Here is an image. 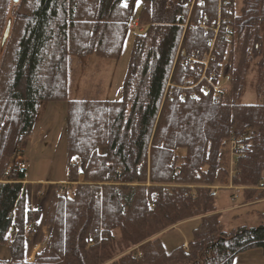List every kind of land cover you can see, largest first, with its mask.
I'll return each instance as SVG.
<instances>
[{
	"label": "trees",
	"instance_id": "trees-1",
	"mask_svg": "<svg viewBox=\"0 0 264 264\" xmlns=\"http://www.w3.org/2000/svg\"><path fill=\"white\" fill-rule=\"evenodd\" d=\"M136 1L0 0V40L12 19L0 60V242L10 250L0 264H233L254 248L264 255V212L260 226L227 231L210 194L230 176L228 139L245 131L250 148L232 180L263 186L264 0H241L238 9L237 0H227L233 40L211 63L218 80L231 77L221 101L200 87L198 100H182L181 87L197 76L176 57L208 47L199 20L208 8L214 16L216 0L191 15L186 0H142L144 31L134 32L122 98L68 100L66 181L74 184H56L46 247L26 263V225L42 213L28 205L26 171L9 167L32 135L41 105L68 99L73 58L121 55ZM252 62L261 101L240 103ZM243 200H264V190L247 188ZM194 218L188 248L167 252L159 234Z\"/></svg>",
	"mask_w": 264,
	"mask_h": 264
},
{
	"label": "rangeland",
	"instance_id": "rangeland-1",
	"mask_svg": "<svg viewBox=\"0 0 264 264\" xmlns=\"http://www.w3.org/2000/svg\"><path fill=\"white\" fill-rule=\"evenodd\" d=\"M240 5L241 0H237L236 8L238 9ZM142 7L143 1L137 0L134 6L132 21L139 19ZM261 35L264 37V25L261 28ZM134 36L135 33L130 30L125 40L122 53L118 58H103L96 55L73 58L68 78V99L44 102L41 105L35 132L38 131L39 128H42L44 134L40 135L37 132L39 141L37 143L38 147L36 148L34 143L30 142V138L25 140L16 159L9 167V169L15 168V164L18 161L27 163L29 166L26 171L27 181H34L36 185H39L37 183L40 182L44 184L43 188H37L38 192L35 198H33V202H37L39 209L43 208V203L48 201V208L50 206L56 185L53 184L48 187V182H60L68 179L66 142L68 100H120L122 98L124 79L129 67ZM256 81L257 67L256 63L252 62L247 68L246 81L239 100L240 103H257L261 101L255 91ZM230 181V176H228V179L224 182L216 183L211 186L220 187L216 196V201L218 212L222 215L221 219L225 230L229 231L242 226H260L262 222L260 214L264 212V200L244 204L243 192L247 188L261 189V186L246 187L238 184V182L235 183L233 181L230 183ZM73 184L74 183L70 181H66L65 184L62 185L68 186ZM231 185L236 188L232 190L229 189ZM25 186H28V188L31 187L30 185ZM48 188L50 189L49 192H47ZM27 193L25 188L26 199L28 196ZM236 193L238 197L233 200L232 198ZM45 217L46 216L43 217L44 223ZM40 218L35 220V222L39 224L41 230V225L38 222ZM194 219L183 222L173 229H168L159 234V238L164 244L167 252H171L178 247L188 248V243L193 239L192 231L199 222L198 219ZM32 237H34L32 238L34 240L40 238L39 234ZM29 239L28 245L31 246L32 242L29 244ZM135 248H137V246L132 249ZM130 251L131 250H129V252ZM9 256V245L6 242H0V259H8ZM233 264H264L263 251L261 248H254L239 253L235 256Z\"/></svg>",
	"mask_w": 264,
	"mask_h": 264
},
{
	"label": "built area",
	"instance_id": "built-area-1",
	"mask_svg": "<svg viewBox=\"0 0 264 264\" xmlns=\"http://www.w3.org/2000/svg\"><path fill=\"white\" fill-rule=\"evenodd\" d=\"M208 0H186V7L189 9V14L194 11L197 6L206 5ZM208 8V7H207ZM230 8L227 6V0H216V7L214 16L209 14L210 9L208 8V13L201 16L199 20V27L202 29L203 33L207 34L208 47L203 52H190L189 54L182 51V53L176 54V57H180L182 62H189L191 69L196 73L197 81L194 82L192 79L191 83L184 84L181 88L184 89L181 95L182 100L195 99L198 100L202 93H211L216 101H221L225 95L229 93V85L231 82V77L226 74L224 77L218 80V75L215 69L211 67V63L217 61L220 52V46L224 43H231L233 40V27L230 23V18H228V13ZM207 11V9H206ZM134 30L141 31L142 28L134 23ZM184 36V35H183ZM183 36L181 38V43L183 41ZM228 50V49H227ZM200 87L201 92L197 90ZM251 136L250 132H241L232 135L227 142V152L229 156V168H230V183L233 182L232 176L240 172V168L237 166V161L239 157H244L245 153L250 148V143L247 138ZM74 164L79 163L78 159H74ZM16 167L19 170H25L27 164L24 162H16ZM264 183V180H262ZM220 187H211V196L216 197ZM236 187L230 186L229 189H234ZM237 193L234 194L233 199H236ZM26 231L32 236L38 235L40 233V228L37 222H30ZM12 243V240H10ZM140 255V254H138Z\"/></svg>",
	"mask_w": 264,
	"mask_h": 264
},
{
	"label": "crops",
	"instance_id": "crops-1",
	"mask_svg": "<svg viewBox=\"0 0 264 264\" xmlns=\"http://www.w3.org/2000/svg\"><path fill=\"white\" fill-rule=\"evenodd\" d=\"M40 135H43L44 134V130L42 128H39L38 131L35 132V129L32 133V135L30 136V142L34 143V146L37 148L38 147V133ZM37 133V134H36ZM28 170V169H27ZM44 182V181H42ZM66 180L65 181H51V182H48L49 186L50 185H53V184H65ZM45 183V182H44ZM25 185H30L31 187L28 188V186H25L26 188V192H28V196H27V202H28V205H30V207L33 209V210H36L38 209V205H37V202H33V198H35L36 196V193L38 192V187L41 189L43 188V183H37L39 185H36V183L34 181H27V179L25 180L24 182ZM49 188L47 190V192H49ZM49 200H50V197H49ZM36 204V205H35ZM48 204H49V201L48 202H45L43 203V208H40L41 209V218L40 220L38 221L41 225V234L39 235V239H32L34 237H30L29 239V244L32 242V245L30 246V250H29V254L26 258V263H33L35 261V256L36 254L42 252L45 247H46V241L47 239L49 238V235H50V232H51V227L46 225L44 222H43V217L46 216V213H47V209H48ZM43 209V210H42ZM195 220V219H194ZM199 220V219H198ZM10 257V256H9ZM9 259V258H8Z\"/></svg>",
	"mask_w": 264,
	"mask_h": 264
},
{
	"label": "water",
	"instance_id": "water-1",
	"mask_svg": "<svg viewBox=\"0 0 264 264\" xmlns=\"http://www.w3.org/2000/svg\"><path fill=\"white\" fill-rule=\"evenodd\" d=\"M20 1L21 0H12V4L17 5V4H19ZM11 29H12V19L8 18L6 25H5V28H4V31H3V34L1 36V40H0V59L3 55L5 46L7 44L9 37H10Z\"/></svg>",
	"mask_w": 264,
	"mask_h": 264
}]
</instances>
